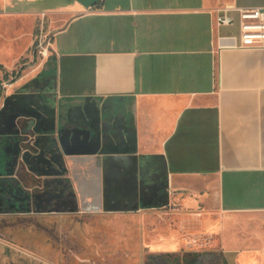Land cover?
I'll use <instances>...</instances> for the list:
<instances>
[{
	"label": "crops",
	"instance_id": "crops-1",
	"mask_svg": "<svg viewBox=\"0 0 264 264\" xmlns=\"http://www.w3.org/2000/svg\"><path fill=\"white\" fill-rule=\"evenodd\" d=\"M257 7L0 0V264H264V48L230 47Z\"/></svg>",
	"mask_w": 264,
	"mask_h": 264
},
{
	"label": "built area",
	"instance_id": "built-area-1",
	"mask_svg": "<svg viewBox=\"0 0 264 264\" xmlns=\"http://www.w3.org/2000/svg\"><path fill=\"white\" fill-rule=\"evenodd\" d=\"M239 18V42L230 47H260L264 48V7L236 8ZM215 23L218 25H231L233 18L230 15H217ZM48 39L38 37L33 49L38 56L44 57L47 53ZM6 83L0 84V92Z\"/></svg>",
	"mask_w": 264,
	"mask_h": 264
},
{
	"label": "rangeland",
	"instance_id": "rangeland-1",
	"mask_svg": "<svg viewBox=\"0 0 264 264\" xmlns=\"http://www.w3.org/2000/svg\"><path fill=\"white\" fill-rule=\"evenodd\" d=\"M19 1V0H16ZM22 1V0H21ZM242 222L243 224L240 225L242 229L243 239L246 240L247 235L245 230H247L248 234H252L253 232L256 234L261 235L264 238V214H252V215H244L242 216ZM37 227V226H36ZM69 224H64L61 226H58V232L67 235L70 231ZM248 240V239H247ZM64 244H66V247L68 248L70 245V242L68 239L64 241ZM248 244H254L255 246L259 244V241H254L253 238L249 235ZM212 253V252H210ZM159 264H186V257L181 256H170L168 258L159 257ZM192 259V258H191ZM217 264H228V260L225 257H222L220 259V262Z\"/></svg>",
	"mask_w": 264,
	"mask_h": 264
},
{
	"label": "water",
	"instance_id": "water-1",
	"mask_svg": "<svg viewBox=\"0 0 264 264\" xmlns=\"http://www.w3.org/2000/svg\"><path fill=\"white\" fill-rule=\"evenodd\" d=\"M25 123L26 124L23 128H20V129L15 131L16 134L19 136V138H22V139H20V140H22L21 141V145H22L21 147H25L26 145L29 144V138L28 137H29V132L31 131L32 120H27V121H25ZM18 149H19L18 151H20V147ZM16 154H18V152Z\"/></svg>",
	"mask_w": 264,
	"mask_h": 264
}]
</instances>
